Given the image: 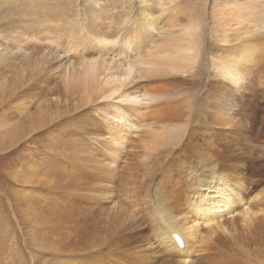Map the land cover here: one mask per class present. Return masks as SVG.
Returning a JSON list of instances; mask_svg holds the SVG:
<instances>
[{"label":"rangeland","instance_id":"374dc122","mask_svg":"<svg viewBox=\"0 0 264 264\" xmlns=\"http://www.w3.org/2000/svg\"><path fill=\"white\" fill-rule=\"evenodd\" d=\"M62 2H70L69 8L53 16L50 0H0V264H70L72 225L67 203L62 206V200L68 201L59 197L60 190L69 188L66 146L52 148L48 141L57 143L61 134H75L84 148L85 126L91 128L95 122L103 139L111 134L107 122L128 137L116 164L120 172L132 162L144 173L154 157L150 150L154 131L167 127L182 141L172 151L179 156L174 179L209 186L211 167L230 174L245 189L236 211L218 219L236 237L231 246L242 248L231 260L264 264V27H259L264 25V0H58ZM250 5L253 14L248 19ZM145 13L155 22L148 34L142 32L149 36L146 51L153 52L151 57L135 45L127 53L122 50L126 38L140 31ZM99 34L117 44L101 53ZM168 39L172 46L173 39L196 42L200 54L190 73L170 71V61L160 58L158 48ZM241 56L246 62L237 82L223 77L221 67ZM97 57L111 61L112 73L126 62L150 64L140 65L136 79L114 97L87 99L67 77ZM134 97L142 101H126ZM190 109L196 115L187 120ZM118 111L122 117L116 118ZM39 124L42 127L34 129ZM39 131L45 136L36 137ZM192 139L198 144L212 141L203 149L213 152L210 166L203 163L194 143L183 148ZM35 160L43 162L34 165ZM120 183L114 202L125 207L130 195ZM58 201L64 211H58ZM174 206L170 208L178 207ZM148 214L143 210L139 220L123 230L131 231L121 249L134 255L132 264H162L167 256L158 248L160 227ZM183 216H189L187 211ZM208 225L199 223L196 242L188 251L190 264H203L207 250L208 255L214 252L209 240L216 228ZM221 256L228 257L224 252ZM123 258L118 264H130ZM167 258H173L168 264H180V259Z\"/></svg>","mask_w":264,"mask_h":264},{"label":"bare ground","instance_id":"6f19581e","mask_svg":"<svg viewBox=\"0 0 264 264\" xmlns=\"http://www.w3.org/2000/svg\"><path fill=\"white\" fill-rule=\"evenodd\" d=\"M50 2L54 6L52 9L53 16L59 15L69 8L70 5V2L58 3V0H50ZM250 7L251 5L249 6V10ZM252 14L253 12L250 10L248 19ZM141 17H144V21L138 25L140 31L130 34L122 44V50L126 53L129 52L133 45H135L136 50L143 49L147 53L146 47L150 45L149 36L142 35V32L144 31V34H148L155 22L147 13ZM259 27L262 28L264 25L261 24ZM194 30L195 29L192 31ZM101 35L99 34L98 37L100 38L97 39L96 43L101 46L99 51L105 53L110 46L116 45L117 42L104 40L103 38H106L107 35ZM85 40L87 41V39ZM185 41L186 40L183 39H173L176 46H172L173 43L168 39L166 40L167 44L165 46H160V48H158L160 58L164 57L166 60L168 59L170 65L173 66L170 68V71L177 70L180 71L182 75H186L194 69V65L197 63V58L200 54L196 42L193 44V41L189 43ZM136 45H138L139 48ZM153 48L157 49V46H153L151 49ZM152 53L153 52L150 50L147 55L151 57ZM248 54H250V52H248L247 55ZM87 61L88 62L84 63L82 66H79L76 71H72V74H69L67 77L68 83L76 84L84 90V98L87 99H94L95 97L96 99H110L114 97L116 94L120 93L124 87L133 82L134 78L136 79V75L134 74L140 65L143 63L150 64L148 62L140 63L139 60L126 62L125 64H119L117 66V69L120 71L112 73L110 67L111 61L108 63V61L103 60L102 57ZM245 62L246 58L241 56L235 63H230L221 67L222 71H220V73L226 79L237 82V78L240 76V71ZM164 69L165 73H167V69ZM148 72H151L150 68ZM143 78H146V75ZM151 95L148 96V98H150V101H154ZM131 99H135L133 101L137 103L142 101L140 97L126 99V101H130ZM187 115V120H190L192 116L196 114L194 110L190 109ZM40 116L42 117L41 111ZM120 116L121 113L118 111L115 117L119 118ZM144 117H148V113H146ZM107 124L108 126L105 125L111 132L108 140L106 138L103 139L98 133L100 126L98 123H93V127L91 128H88L90 124H86V131L84 132L86 141L83 144L84 148L79 144L81 141L80 137L75 134L70 136L66 133L61 134L58 138V142L56 141L57 143H54L55 139L53 141H48V146L52 148L56 146H66V169L69 175V188L60 190L62 194L64 192H66V194H61L59 197L61 200L65 199L69 202L68 204V202L62 200V206L63 203H67L66 212L72 225L70 228V241L73 243L74 250L70 258V264H118L117 261L120 257H124L123 260L132 264L133 260H135L134 255L129 256L124 254L126 253L124 252L125 250L121 249V247L123 245L125 246L127 243V237L131 231H127V234L123 232V230L126 226H131L134 220H139V214L143 210H147L153 222L160 227L157 233L158 236L155 233L160 241L158 243V248L164 250L163 253L167 254L168 257L173 256L176 261L180 259V264H190L188 261V251L192 247V243L197 239L199 223L202 221L204 223H209V227L216 228L211 231L209 240L213 246L212 249L214 252L208 255L207 252H209V250H207L206 254H204L205 256L201 258L203 264L204 260L207 261L205 262L207 264H235L236 262L231 259L237 257L238 253H242V248L231 246L233 243L231 241L235 240L236 237H233L234 234L230 236L229 232H227L225 228H222V221H218V219L236 211L238 205L244 200V187L239 186V182L232 181L230 174L225 175L220 172L216 173L215 167H211L208 172L210 178L209 186L198 181L188 183L187 181H182L180 178L178 180L174 179L175 174L173 173V169L177 166V159L179 156L176 153H172V151L175 147H178L182 141H177L172 135V131L168 130L167 127L161 128L162 130L157 129L154 131V142L150 148L154 157L153 161L146 164L145 167L147 169L144 173H141V169H143L142 166L140 169L132 162L128 165L126 171L124 170V173L122 171L120 172L118 170L119 166L117 167L116 164L121 160L125 146L128 144V137L118 133H122V131L116 129L113 125L108 122ZM41 127L42 124L38 126L34 125V129ZM122 129L124 130L125 127ZM35 136L43 137L45 134L43 131H39ZM192 141L193 142L188 141L183 148H192L194 143L203 163L210 166L211 162H213V152H204L203 149L205 145L207 148H210L211 145L208 146V144H211L212 141L209 139L205 141L204 139L201 144L196 143L193 139ZM172 157L175 159H172ZM40 162H43V160H35L33 164L38 165ZM167 168L168 170L165 172ZM181 172L182 170H180V174ZM162 173L164 174L160 177ZM132 179H134L133 184H131ZM119 180H121L120 185L125 186V188L128 187V196L130 195V201L127 199V206H129V208L124 203L126 209L123 205L121 206L117 202H114L115 192L119 186L117 182ZM158 181L159 183H157ZM214 182L217 183V186H212ZM202 184L204 186H202ZM203 188H205V190H203ZM211 188L214 190H210ZM53 189L54 191L59 190H56V188ZM207 190H209L208 193H206ZM112 195L113 197L111 198ZM56 203V205L60 207L58 211H60V209L63 210V207L59 205V201ZM173 204L175 205L174 207L177 205L178 207L171 209L170 206ZM135 208L137 209V211L135 210L137 213L134 211ZM130 209L133 211H130ZM186 211L189 216H183ZM244 211L246 212L247 209ZM141 216H143V214ZM178 217L180 219H178ZM130 226L128 228H130ZM153 230L155 229L153 228ZM219 232H222L224 236L229 235L230 237H224ZM175 237L181 240L182 245L176 242ZM234 245H236V243ZM226 247L229 248V251L225 250ZM219 249L222 250L220 253ZM232 251H234L235 254H233ZM222 252H224V254L226 253L228 257L225 256V258H223L221 256ZM228 252H230V256ZM87 253L90 254L86 256ZM122 254H124V256ZM152 254L155 255L157 253ZM125 255H127V257H125ZM139 256L142 257V254ZM167 256L165 255L162 257L164 258L162 264H168V262L173 259L167 258ZM190 256H192L191 253ZM226 258H228L229 261H225ZM221 259L223 261H221ZM238 263L243 264L242 262Z\"/></svg>","mask_w":264,"mask_h":264},{"label":"water","instance_id":"95a60500","mask_svg":"<svg viewBox=\"0 0 264 264\" xmlns=\"http://www.w3.org/2000/svg\"><path fill=\"white\" fill-rule=\"evenodd\" d=\"M175 240H176L180 245H182V242H181L180 239H178L177 237H175Z\"/></svg>","mask_w":264,"mask_h":264}]
</instances>
